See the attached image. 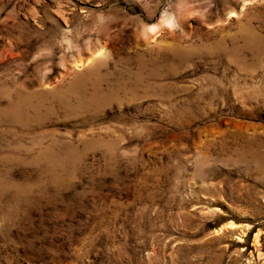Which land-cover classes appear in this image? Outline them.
<instances>
[{
	"label": "rangeland",
	"instance_id": "obj_1",
	"mask_svg": "<svg viewBox=\"0 0 264 264\" xmlns=\"http://www.w3.org/2000/svg\"><path fill=\"white\" fill-rule=\"evenodd\" d=\"M0 264H264V0H0Z\"/></svg>",
	"mask_w": 264,
	"mask_h": 264
},
{
	"label": "bare ground",
	"instance_id": "obj_2",
	"mask_svg": "<svg viewBox=\"0 0 264 264\" xmlns=\"http://www.w3.org/2000/svg\"><path fill=\"white\" fill-rule=\"evenodd\" d=\"M30 96V95H29ZM41 96V95H40ZM30 98V97H29ZM95 98V97H94ZM32 100H34V99H32ZM27 101V100H26ZM29 101H31V100H29Z\"/></svg>",
	"mask_w": 264,
	"mask_h": 264
}]
</instances>
